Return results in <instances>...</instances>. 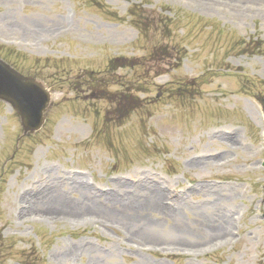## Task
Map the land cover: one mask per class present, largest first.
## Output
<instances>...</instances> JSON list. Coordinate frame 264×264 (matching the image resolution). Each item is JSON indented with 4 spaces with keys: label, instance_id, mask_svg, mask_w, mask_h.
<instances>
[{
    "label": "rangeland",
    "instance_id": "rangeland-1",
    "mask_svg": "<svg viewBox=\"0 0 264 264\" xmlns=\"http://www.w3.org/2000/svg\"><path fill=\"white\" fill-rule=\"evenodd\" d=\"M137 8L169 19L180 66L150 68L155 37L127 21ZM251 34L264 41V0H0L7 59L51 92L10 160L20 126L0 102V264H264V50ZM117 56L141 68L106 72ZM89 69L110 85L86 84ZM196 76L182 99L164 88ZM125 78L152 104L122 120L100 97Z\"/></svg>",
    "mask_w": 264,
    "mask_h": 264
},
{
    "label": "water",
    "instance_id": "water-1",
    "mask_svg": "<svg viewBox=\"0 0 264 264\" xmlns=\"http://www.w3.org/2000/svg\"><path fill=\"white\" fill-rule=\"evenodd\" d=\"M0 98L10 102L21 118L24 133L39 128L48 94L30 77H23L0 61ZM264 108V99H260Z\"/></svg>",
    "mask_w": 264,
    "mask_h": 264
},
{
    "label": "bare ground",
    "instance_id": "bare-ground-1",
    "mask_svg": "<svg viewBox=\"0 0 264 264\" xmlns=\"http://www.w3.org/2000/svg\"><path fill=\"white\" fill-rule=\"evenodd\" d=\"M54 183V185H60V181H56L55 180V182H53ZM64 185V184H63ZM60 189V187H53V189L52 190H47L46 191V196H47V198L50 196V194H51V192L52 191H54L58 196H59V194H58V190ZM153 195H154V198H156L157 196H158V191H156L155 189H154V193H153ZM51 199L53 200V201H58L59 199L58 198H56V197H51ZM118 203L120 204V205H123V203L121 202V201H119L118 200ZM214 229H217L218 227L217 226H219L217 223H214Z\"/></svg>",
    "mask_w": 264,
    "mask_h": 264
},
{
    "label": "trees",
    "instance_id": "trees-1",
    "mask_svg": "<svg viewBox=\"0 0 264 264\" xmlns=\"http://www.w3.org/2000/svg\"><path fill=\"white\" fill-rule=\"evenodd\" d=\"M165 51H173L175 48H176V45H171V46H169L167 49H165V46L164 47H162ZM153 54L154 55H156L157 54V48H155L154 50H153ZM118 61V63H117V65L118 66H123V65H126V61L124 60V59H118L117 60Z\"/></svg>",
    "mask_w": 264,
    "mask_h": 264
}]
</instances>
